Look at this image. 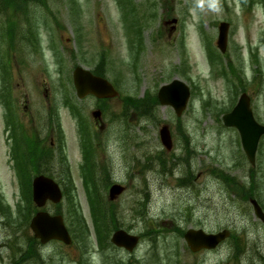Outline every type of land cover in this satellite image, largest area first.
Masks as SVG:
<instances>
[{"label":"rangeland","instance_id":"1","mask_svg":"<svg viewBox=\"0 0 264 264\" xmlns=\"http://www.w3.org/2000/svg\"><path fill=\"white\" fill-rule=\"evenodd\" d=\"M45 1L46 7L30 3L29 15L18 11L14 51L2 33L13 13L0 12V63L7 69L10 92L16 79L20 84L15 88L17 100L32 109L41 106L45 120L48 102L58 110L70 172L57 165L53 176L76 194L73 205L64 198V212L71 215L78 204L92 230L81 175L79 122L62 104L69 102L97 133L90 170L99 175V167L106 165L109 178L126 188L115 200L120 228L142 238L132 253L112 247L102 252L94 237L87 239L86 255L77 243L68 254L52 244L43 251L57 257L53 264H145V260L147 264H264V225L249 202L255 199L264 209V136L252 166L237 129L223 123V115L245 92L256 120L264 124V0ZM173 18L178 23L171 30L173 24L164 25V21ZM221 21L231 25L225 54L216 44ZM31 27L36 48L25 37ZM211 52L217 57L214 60ZM254 54L259 63L253 61ZM76 66L100 71L120 96L107 101L79 99L72 80ZM174 79L191 89L182 116L161 104L153 114L126 107V98L147 101ZM2 86L0 67V91ZM4 111L0 103V190L16 210L20 191L12 165L5 164ZM94 111L101 112L99 124H95ZM165 124L173 135V152L166 151L160 141L159 131ZM55 157L60 163V149ZM183 158L185 163L179 161ZM146 162L150 169L144 170ZM185 177L190 180L187 184L180 181ZM102 194L107 199L104 186ZM136 202H145L147 213L142 218L134 217ZM70 224L78 226L72 217ZM120 228L113 229L108 239ZM191 228L210 233L228 229L234 237L217 249L194 254L183 238ZM5 239L8 236L0 232V245ZM13 258L18 257L10 246L0 249V264H11Z\"/></svg>","mask_w":264,"mask_h":264},{"label":"water","instance_id":"2","mask_svg":"<svg viewBox=\"0 0 264 264\" xmlns=\"http://www.w3.org/2000/svg\"><path fill=\"white\" fill-rule=\"evenodd\" d=\"M172 22H176V20ZM227 33L228 24L222 23L218 45L223 51H225L227 45ZM74 82L80 98L88 94H93L98 98H108L118 95V92L108 80L96 77L80 67L75 70ZM189 97V87L178 79H175L168 85L162 86L158 92L160 103L172 106L178 116L185 110ZM94 115L98 117L100 113L97 112ZM224 123L228 127L237 128L241 136L243 149L250 162L254 164L259 140L264 135V125L259 124L255 120L250 108V98L247 94H243L233 111L224 116ZM160 134L164 146L170 150L172 148V138L168 126H164ZM123 190L122 186L114 185L110 190L111 200L115 199ZM61 197L60 188L52 179L43 176L36 178L34 181V199L38 205H44L47 199L58 202ZM251 202L256 215L264 222V213L261 207L257 201L252 200ZM32 228L43 242L51 239H60L66 243L71 242L61 216L51 217L47 213H39L32 222ZM227 236V232L218 235H206L201 230H190L186 235V239L192 250L196 251L202 247L214 248ZM112 241L119 246L124 245L128 250L132 251L138 242V238L128 235L124 231H119L114 235Z\"/></svg>","mask_w":264,"mask_h":264},{"label":"trees","instance_id":"3","mask_svg":"<svg viewBox=\"0 0 264 264\" xmlns=\"http://www.w3.org/2000/svg\"><path fill=\"white\" fill-rule=\"evenodd\" d=\"M39 3L41 5H45V0H0V9L6 10L8 8V5H12L14 10L22 9V6L24 7L27 3ZM12 18V17H11ZM18 26L15 23V19L8 18V25L7 29H11L13 33V29ZM131 96V98H126V107L133 109V107L138 108L139 112L142 114H153V111L155 112V108L157 107L158 100L155 96L151 97L145 101L142 100L140 103H136V99ZM136 105V106H135ZM87 174L84 175V188L85 192L87 194L88 198V206H89V213L90 218L92 220V226H93V232L96 236L97 241L100 243V245L104 244L105 234L109 232V229L112 228L116 229V227L119 225V216L118 212L115 209L114 204L105 203V200L103 198V194L101 190L99 189L100 184L98 180L95 178L94 173L90 170V168H87ZM107 180V179H106ZM108 183L106 188L108 187ZM67 195L69 198V201L71 205L74 204L73 201V194L68 190ZM252 196V194H250ZM107 202V201H106ZM132 211H134V216H140L144 217L147 213V209L144 206H140L139 204L132 206ZM80 206L76 204L72 207L70 218H74L77 221V228L79 227L81 230H78L73 224H71L72 231L75 235V237L82 236L79 240L84 241L86 238H91V230L88 227L86 221V217H84L80 211ZM87 230H85V228ZM83 243V242H82ZM84 246V245H83Z\"/></svg>","mask_w":264,"mask_h":264},{"label":"flooded vegetation","instance_id":"4","mask_svg":"<svg viewBox=\"0 0 264 264\" xmlns=\"http://www.w3.org/2000/svg\"><path fill=\"white\" fill-rule=\"evenodd\" d=\"M29 122L30 119L23 123L19 122L18 124L16 122H13L9 124L8 128H6L7 140L10 142V146L8 148V152L6 155V164L14 156L17 150L16 148L17 143L21 144L23 151L28 155L27 142H30V144H32L31 139L34 138L38 143L42 140L41 138H39V132L36 129V126L34 124H29ZM57 138H58V132L53 133L51 136V143L53 146L55 145L54 141ZM29 168L30 169L25 171L24 173L26 177L37 175L38 171L43 170V162L40 161L36 166H30ZM6 204L11 206L10 203L4 200V197L0 190V221H4L8 216V212L5 207ZM42 246L38 242H36L33 238L28 239L27 237H23L22 255L20 260L21 264H53L57 260V257L55 255L47 256L43 251Z\"/></svg>","mask_w":264,"mask_h":264}]
</instances>
